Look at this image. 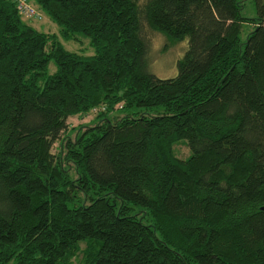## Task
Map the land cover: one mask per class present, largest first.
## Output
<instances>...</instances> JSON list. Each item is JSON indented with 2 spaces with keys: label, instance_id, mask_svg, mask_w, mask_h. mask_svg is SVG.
<instances>
[{
  "label": "trees",
  "instance_id": "obj_1",
  "mask_svg": "<svg viewBox=\"0 0 264 264\" xmlns=\"http://www.w3.org/2000/svg\"><path fill=\"white\" fill-rule=\"evenodd\" d=\"M29 2L95 54L0 0V264H264V0ZM147 30L188 38L175 76Z\"/></svg>",
  "mask_w": 264,
  "mask_h": 264
},
{
  "label": "rangeland",
  "instance_id": "obj_2",
  "mask_svg": "<svg viewBox=\"0 0 264 264\" xmlns=\"http://www.w3.org/2000/svg\"><path fill=\"white\" fill-rule=\"evenodd\" d=\"M145 1V0H144ZM243 15L248 19H256L259 17L258 9L255 0H245V7ZM27 23L34 26L41 32H45L58 36V41L70 52L79 53L85 56H92L95 54L94 49L91 47V40L83 34H76L71 40L64 39L61 28L59 25L51 21L49 16L43 13V20H27ZM253 31L251 24L245 25L241 39L246 40L247 35ZM146 36L150 44V52L148 56L150 71L161 78L173 77L177 74V64L182 59L188 49V38L179 41L172 42L165 35L159 32L148 31ZM57 72V65L54 61H51L47 73L53 75ZM99 109L88 113L84 116H76L69 120L70 131L81 125H93L96 123V117ZM117 114V113H116ZM73 132V131H72ZM70 132L72 137L75 133ZM175 155L180 159H187L191 155V150L188 147V142L182 140L174 146ZM74 264H79L78 260L74 261Z\"/></svg>",
  "mask_w": 264,
  "mask_h": 264
},
{
  "label": "built area",
  "instance_id": "obj_3",
  "mask_svg": "<svg viewBox=\"0 0 264 264\" xmlns=\"http://www.w3.org/2000/svg\"><path fill=\"white\" fill-rule=\"evenodd\" d=\"M20 14L29 20H43V15L29 2V0H14Z\"/></svg>",
  "mask_w": 264,
  "mask_h": 264
},
{
  "label": "water",
  "instance_id": "obj_4",
  "mask_svg": "<svg viewBox=\"0 0 264 264\" xmlns=\"http://www.w3.org/2000/svg\"><path fill=\"white\" fill-rule=\"evenodd\" d=\"M262 210L264 211V207L262 208Z\"/></svg>",
  "mask_w": 264,
  "mask_h": 264
}]
</instances>
